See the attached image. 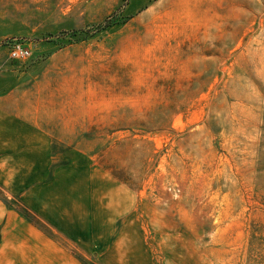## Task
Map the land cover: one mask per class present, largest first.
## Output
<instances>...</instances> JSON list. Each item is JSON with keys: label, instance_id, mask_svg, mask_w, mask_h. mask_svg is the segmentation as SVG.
<instances>
[{"label": "rangeland", "instance_id": "1", "mask_svg": "<svg viewBox=\"0 0 264 264\" xmlns=\"http://www.w3.org/2000/svg\"><path fill=\"white\" fill-rule=\"evenodd\" d=\"M3 194L88 264H264V0H0Z\"/></svg>", "mask_w": 264, "mask_h": 264}, {"label": "crops", "instance_id": "2", "mask_svg": "<svg viewBox=\"0 0 264 264\" xmlns=\"http://www.w3.org/2000/svg\"><path fill=\"white\" fill-rule=\"evenodd\" d=\"M3 197L11 195H0V264H88L85 219L65 216L63 209L14 208ZM20 197L29 201L39 196Z\"/></svg>", "mask_w": 264, "mask_h": 264}, {"label": "built area", "instance_id": "3", "mask_svg": "<svg viewBox=\"0 0 264 264\" xmlns=\"http://www.w3.org/2000/svg\"><path fill=\"white\" fill-rule=\"evenodd\" d=\"M30 56V49L23 42L14 40L9 47V57L14 60H23Z\"/></svg>", "mask_w": 264, "mask_h": 264}]
</instances>
